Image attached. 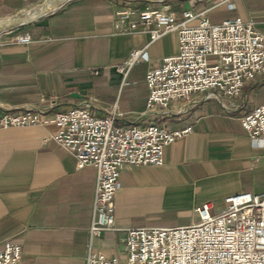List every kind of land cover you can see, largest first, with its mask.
I'll return each mask as SVG.
<instances>
[{
	"label": "crops",
	"instance_id": "1",
	"mask_svg": "<svg viewBox=\"0 0 264 264\" xmlns=\"http://www.w3.org/2000/svg\"><path fill=\"white\" fill-rule=\"evenodd\" d=\"M221 1L0 0L2 28L8 31L0 38V113L40 110L54 118L86 103L97 117L116 108L120 127L193 128L165 149L163 166L122 170L117 231L94 239L95 251L124 259L128 230L190 226L205 204L218 214L230 196L264 193V154L241 126L264 103V96L256 97L264 83L257 80L234 99L201 93L191 103L148 111L146 74L178 53L179 37L171 33L151 42L149 32L115 29L120 6L180 16L188 4L194 11L211 9L213 23L241 18L264 33V0ZM32 14L38 19L19 28ZM25 34L32 43L14 42ZM146 47L142 64L120 70ZM57 132L51 124L0 130V243L22 246L21 264H86L97 171L79 170L75 157L53 139Z\"/></svg>",
	"mask_w": 264,
	"mask_h": 264
},
{
	"label": "built area",
	"instance_id": "2",
	"mask_svg": "<svg viewBox=\"0 0 264 264\" xmlns=\"http://www.w3.org/2000/svg\"><path fill=\"white\" fill-rule=\"evenodd\" d=\"M232 1L222 0L219 5ZM210 10L188 9L178 16L151 7L136 10L123 5L116 9L114 22L119 34L145 31L151 42L171 33L179 37L178 53L164 58L146 74L148 111L191 103L201 93L217 92L234 99L257 80L264 83V33L241 18L213 23L207 16ZM7 34L5 27L0 30V38ZM14 42L30 44L32 36H17ZM146 50L133 52L120 70L127 72L142 64ZM211 58L216 59L215 64H210ZM117 117L116 108L97 117L86 103L54 118L40 110L0 113V130L55 125L58 132L53 139L75 157L77 168L96 169L86 264H264V193L230 196L225 200L226 209L218 214H212L210 204H205L199 210V220L190 226L128 230L124 259L95 251L94 239L117 231L115 197L121 188L122 170L127 166H163L165 149L193 130L192 126L170 130L157 124L120 127ZM241 126L264 154V103L246 114ZM22 260L21 245L10 240L0 243V264H21Z\"/></svg>",
	"mask_w": 264,
	"mask_h": 264
},
{
	"label": "rangeland",
	"instance_id": "3",
	"mask_svg": "<svg viewBox=\"0 0 264 264\" xmlns=\"http://www.w3.org/2000/svg\"><path fill=\"white\" fill-rule=\"evenodd\" d=\"M226 6L229 7L228 5H226ZM14 24H15V22H14ZM10 25H13V24H10ZM4 26H6V25H4ZM215 63H216V59L215 58H211L210 59V64H215ZM261 96H264V89H262V90L260 89V90L256 91V97L259 98Z\"/></svg>",
	"mask_w": 264,
	"mask_h": 264
},
{
	"label": "water",
	"instance_id": "4",
	"mask_svg": "<svg viewBox=\"0 0 264 264\" xmlns=\"http://www.w3.org/2000/svg\"><path fill=\"white\" fill-rule=\"evenodd\" d=\"M186 8H187V9L190 8L188 4L186 5ZM31 21H32V20H31ZM31 21H26L25 23L20 24L18 27L20 28V27H22V26H24V25H28V24L32 23ZM3 23H4V22H0V28H2Z\"/></svg>",
	"mask_w": 264,
	"mask_h": 264
},
{
	"label": "bare ground",
	"instance_id": "5",
	"mask_svg": "<svg viewBox=\"0 0 264 264\" xmlns=\"http://www.w3.org/2000/svg\"><path fill=\"white\" fill-rule=\"evenodd\" d=\"M52 1H53V0H52ZM57 1H58V0H56V2H57ZM49 5H53V4H49ZM50 8H51V6H48V9H50ZM34 16H35V14H34ZM34 16H33V14H32L30 17H28V20L31 19V18H33ZM26 20H27V19H26ZM5 25H6V26H9L10 23H5Z\"/></svg>",
	"mask_w": 264,
	"mask_h": 264
}]
</instances>
